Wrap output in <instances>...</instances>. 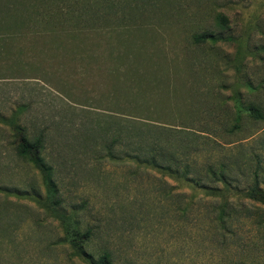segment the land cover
<instances>
[{
  "label": "rangeland",
  "instance_id": "374dc122",
  "mask_svg": "<svg viewBox=\"0 0 264 264\" xmlns=\"http://www.w3.org/2000/svg\"><path fill=\"white\" fill-rule=\"evenodd\" d=\"M34 2L0 0V264H90L56 212L90 230L77 243L93 260L264 264V205L246 196L264 190V0ZM44 9L106 18L33 22ZM203 31L221 40L194 44ZM141 125L171 143L162 160L187 163L189 182L118 143L106 154ZM15 130L39 138L53 199Z\"/></svg>",
  "mask_w": 264,
  "mask_h": 264
},
{
  "label": "trees",
  "instance_id": "16d2710c",
  "mask_svg": "<svg viewBox=\"0 0 264 264\" xmlns=\"http://www.w3.org/2000/svg\"><path fill=\"white\" fill-rule=\"evenodd\" d=\"M35 2L31 5L33 7H37L38 3H43L46 6V0H34ZM56 0H48V4L54 5ZM32 7V8H33ZM106 9H96L95 17H90L91 9H80L79 12H75L73 10H69L63 14L61 9H59V14L50 11V9L41 10L40 14L37 18L32 17L33 22L40 23L43 25H48L52 19L56 17H60L61 20L57 24H61V21H69L75 20L76 24L81 22H86L88 15L93 20L102 21L106 18ZM53 12V13H52ZM216 22L219 25H223L225 20L221 16H217ZM65 31L66 29H60ZM77 30V31H75ZM73 33H78V29L74 28L71 30ZM221 40V36L219 33H214L212 31H203L200 33H195L191 35V41L198 45L203 44L205 42L215 43L216 41ZM249 111H255L253 108L248 109ZM16 129V128H15ZM157 127H153L152 125H141V127L137 128L133 133H130L129 130H120L117 132V135L111 140L107 145L104 146L106 154L108 156H112V152L114 151V146L116 143L119 144V150H124L122 153V157L128 161L135 163L136 165H141L145 168L156 169L160 171H172L175 174V178L181 179L183 181L189 182V173L187 171L188 164L185 162H180L179 157H175L172 154L166 156V161L162 160L164 158L162 153L166 151V147L171 146V143L168 140H156L154 138V133ZM17 134V149L16 153L18 156L25 158L27 161L31 162L37 169H39L44 174V179L47 184V192L49 198H54V189L52 186V182L50 181V169L46 168L41 162L40 151L42 149V144L39 138H34L31 142L23 136L20 131L15 130ZM120 138V139H119ZM119 139V140H118ZM118 140V141H117ZM181 150L188 149L191 147L188 143L180 142ZM169 148V147H168ZM196 150V149H195ZM190 151L191 153L195 152ZM179 160V161H178ZM218 178L225 183V179L223 178V174L220 172L218 174ZM194 182L198 183V180L192 179ZM246 196L255 202H258L264 205V190H258L256 187H251L246 192ZM56 212V211H55ZM223 213V210L220 211ZM56 216L60 219L59 221L63 225L64 228V237L63 241L67 242L72 246L75 251H78L80 255H82L85 259H87L90 264H112L110 256L107 253L101 255L98 259L93 260L92 255L89 253H85V251H79L78 241L82 239L87 242V238L90 235V230L87 229L85 233L80 235V232L76 230L74 222L70 219L69 216L62 215L56 212ZM72 223V224H70ZM68 226V227H67Z\"/></svg>",
  "mask_w": 264,
  "mask_h": 264
}]
</instances>
